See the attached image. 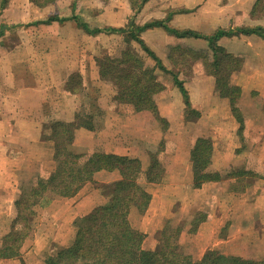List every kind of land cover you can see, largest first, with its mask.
Masks as SVG:
<instances>
[{"label":"crops","instance_id":"1","mask_svg":"<svg viewBox=\"0 0 264 264\" xmlns=\"http://www.w3.org/2000/svg\"><path fill=\"white\" fill-rule=\"evenodd\" d=\"M256 2L148 0L135 13L128 0H54L44 6L0 0V246L11 232L20 188L57 168L54 142L45 138L51 124L61 122L74 126L69 148L75 153L135 157L147 170L159 148L162 176L143 183L152 196L149 207L142 215L135 207L130 211L132 225L146 234L144 243H153L164 223L183 213L193 257L202 258L218 239L216 249L227 255L264 260V37L235 33L217 42L232 68L227 85L239 88L234 100L205 69L204 57L193 59L190 52L182 60L183 67L193 68L187 78L185 68L177 69L169 57L179 44L212 56L206 39H178L163 27L143 31L140 38L166 71L126 33L92 34L81 25L125 27L131 19L138 25L166 19L171 28L203 33L264 27V14H252ZM127 51L164 87L153 94L157 112L121 101L113 77L101 74L104 57ZM174 74L187 90L188 104ZM199 139L211 145L203 170L219 178L196 185L192 150ZM120 177L117 170H100L73 196L43 197L20 254L0 258V264H47L48 253L72 242L78 221L109 202ZM200 212L205 220L191 233L190 222Z\"/></svg>","mask_w":264,"mask_h":264},{"label":"trees","instance_id":"2","mask_svg":"<svg viewBox=\"0 0 264 264\" xmlns=\"http://www.w3.org/2000/svg\"><path fill=\"white\" fill-rule=\"evenodd\" d=\"M54 0H33L36 5L44 6ZM108 1V0H103ZM148 0H128L135 13L141 11ZM253 15L264 14L263 0H257L252 10ZM81 25L90 33L121 32L127 34L128 40H135L144 51L153 57L160 68L168 71L162 60L145 44L140 34L146 29L163 27L178 39L187 37L203 38L209 42L212 56L209 53L193 51L181 44L171 48L170 58L177 64V69H184L180 63L191 52L193 59L204 57L210 71L217 77V85L227 96L235 98L239 88L228 87L226 77L230 67L227 65V55L223 48L217 45L224 36L235 33H256L264 37V27L243 26L237 28H218L212 33H203L190 28H171L166 19L153 20L138 25L133 19L125 27H102L90 29ZM101 63V74L113 77L119 86V98L132 104L136 110L152 109L157 112L153 94L161 92L163 85L155 83L153 72L145 67L142 59L130 51L118 58L104 57ZM179 60V61H178ZM178 61V62H177ZM233 61V67H235ZM175 73V72H173ZM175 81L181 88L186 103L188 93L184 84L174 74ZM161 119V118H159ZM88 126L87 124H84ZM74 126L67 123L54 122L49 127L47 140L54 142L57 168L48 176H38L29 186L20 188L14 202L13 225L11 232L4 238L0 246V258H13L20 254L21 247L27 236L33 230L38 215V206L46 195L70 197L94 174L100 170H117L120 179L111 187V196L107 204L94 207L77 223L76 233L72 242L63 247H55L46 256L47 264H264V260L226 255L217 249H208L200 260H195L186 253L178 238L185 229V223L174 227L170 221L158 231L159 247L156 250L143 248L146 234L135 228L130 221L131 208H137L144 214L150 204L151 194L146 190L144 182L158 181L163 172L159 161V152L151 153L152 163L144 170L138 158L95 151L91 153H75L69 145L73 140ZM211 145L206 139H199L192 150L194 160L195 184L219 178L218 173L205 172L203 169L210 161ZM205 220V214L200 212L190 222L189 232L195 233L199 224Z\"/></svg>","mask_w":264,"mask_h":264},{"label":"rangeland","instance_id":"3","mask_svg":"<svg viewBox=\"0 0 264 264\" xmlns=\"http://www.w3.org/2000/svg\"><path fill=\"white\" fill-rule=\"evenodd\" d=\"M169 53H171V51L169 52ZM189 68L190 67H185V70L186 71H184L185 73L184 74H182L185 78H187V77H189V76H191V75H193V68H190V70H189ZM188 69V70H187ZM205 69H207L208 71H210V68L208 67V65L205 63ZM180 70H183V69H180ZM172 143H168V149H170V147H172ZM158 149L159 148H156V151H158ZM155 151V152H156ZM139 213V212H138ZM137 215V214H136ZM140 215V214H139ZM139 216H137V218H138ZM134 219V218H133ZM133 219H132V223H133ZM170 222H171V224H172V226H174V227H176V226H178L179 224H183V223H185L186 221H185V219H184V214L183 213H178L173 219H172V221L171 220H169ZM166 225V222L164 223V225H163V228H164V226ZM136 228V227H135ZM162 228V229H163ZM138 229V228H137ZM184 231V230H183ZM183 231H182V233H181V235L179 236V238H178V242L181 244V246H182V248H183V250L186 252V253H188V254H190L189 253V248H188V245H187V242H188V237H186L185 238V234L183 233ZM141 232H143V231H141ZM144 233V232H143ZM182 234H184V236H182ZM158 232L156 233V235L155 236H153V238L155 239V241L153 242V243H149V242H146V243H144V241H143V248L144 249H146V250H156L158 247H159V240H158ZM146 238V237H145ZM145 240V239H144ZM217 240L218 239H215V240H213V242L211 243V245L210 246H213V244L215 243L216 245H214L213 247H211V249H216V247L218 248L219 246H221V245H218L219 243H216L217 242ZM223 245V244H222ZM203 247H204V249H205V245L204 246H202L201 248H200V251H203L204 249H203ZM207 248V247H206ZM220 248V247H219ZM217 250H221L220 252H225L226 250H222V249H217ZM207 251V250H206ZM223 254H225V253H223ZM204 255V254H203ZM227 255V254H226ZM193 256V255H192ZM195 260H200L201 258H198V257H193Z\"/></svg>","mask_w":264,"mask_h":264}]
</instances>
